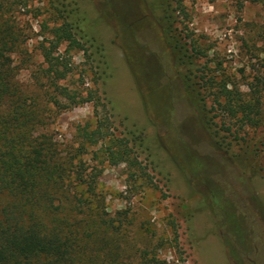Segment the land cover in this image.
<instances>
[{"label": "rangeland", "instance_id": "obj_1", "mask_svg": "<svg viewBox=\"0 0 264 264\" xmlns=\"http://www.w3.org/2000/svg\"><path fill=\"white\" fill-rule=\"evenodd\" d=\"M59 1L0 0V22L17 92L39 110L23 129L60 169L37 214L66 243L64 264H264V0ZM162 6L183 63L161 36ZM62 8L89 39L85 52L66 41L52 51L69 68L58 83L98 103L46 97L42 47L70 21ZM223 85L252 104L246 116L215 101ZM99 124L104 138L88 143L82 129ZM109 137L126 140L130 161L107 159Z\"/></svg>", "mask_w": 264, "mask_h": 264}, {"label": "trees", "instance_id": "obj_2", "mask_svg": "<svg viewBox=\"0 0 264 264\" xmlns=\"http://www.w3.org/2000/svg\"><path fill=\"white\" fill-rule=\"evenodd\" d=\"M177 4L183 12L181 3ZM161 10V36L169 46L173 58L183 63L189 57L185 42L179 34L180 30L172 26L173 20L168 8L162 6ZM58 11H67L66 16L70 17V21L65 20L53 26L51 39L47 46L42 47L47 65L43 72L49 88L51 87L45 90L46 97L53 105L62 108L86 101L98 103L91 90L83 93L79 88L68 89L58 83L69 68L66 62L52 56V51L66 41L68 48H78L85 52L86 48L80 39H89L88 33L80 25L82 17L75 9L62 8ZM2 23L5 24V21ZM13 45L14 38L10 28L0 22V196H8L5 202H0V264H64L70 260L66 243L58 230L48 227L37 214L38 208H48L52 204L51 193L59 188L61 173L56 160L45 151L43 142L37 141V137L32 141L23 129L28 121L38 123L40 116L37 108H27L30 104L17 92L13 81V66L7 55ZM189 79L188 75L183 78L184 85L193 90ZM218 95L222 102L216 98L215 101L231 114L243 112L246 116V108L252 106L225 85L221 86ZM81 135L91 144L104 138L100 124L92 130L82 129ZM108 141L103 150L111 163L132 159L129 158L131 150L127 148L126 140L109 137ZM148 261L150 264H166L155 257Z\"/></svg>", "mask_w": 264, "mask_h": 264}]
</instances>
